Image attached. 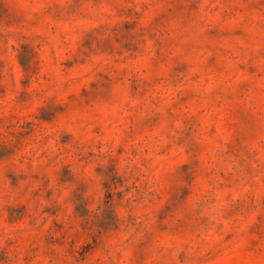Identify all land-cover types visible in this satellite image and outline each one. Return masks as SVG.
Wrapping results in <instances>:
<instances>
[{
	"label": "rangeland",
	"instance_id": "1",
	"mask_svg": "<svg viewBox=\"0 0 264 264\" xmlns=\"http://www.w3.org/2000/svg\"><path fill=\"white\" fill-rule=\"evenodd\" d=\"M0 264H264V0H0Z\"/></svg>",
	"mask_w": 264,
	"mask_h": 264
}]
</instances>
